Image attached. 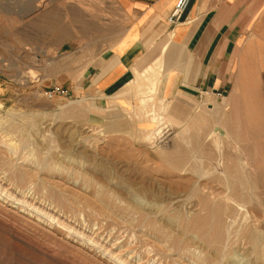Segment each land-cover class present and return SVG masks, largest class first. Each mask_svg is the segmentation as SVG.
<instances>
[{"label": "rangeland", "instance_id": "obj_1", "mask_svg": "<svg viewBox=\"0 0 264 264\" xmlns=\"http://www.w3.org/2000/svg\"><path fill=\"white\" fill-rule=\"evenodd\" d=\"M95 1L85 6L98 5ZM28 7L24 1L0 0V158L29 175L24 187L0 171V183L32 200L33 207L54 208L114 255L78 242L57 219L49 224L18 217L5 200H0V219L7 226L0 227L58 250L64 264H117L116 257L128 264H264V136L258 116H246L244 109L228 114L227 106L206 99L190 116H180L176 101L161 92L141 105L131 87L132 71L106 103L76 93L99 53L116 40H90L103 29L30 28L28 19L19 17ZM72 35L86 40H65ZM48 55L55 56L54 64L46 61ZM57 88L70 94H53ZM165 106L161 131L151 135L147 121ZM216 127L222 134L219 147ZM184 153L178 168L175 161ZM213 208L222 209L220 246L204 236ZM5 237L0 229V264H51L13 257L17 247Z\"/></svg>", "mask_w": 264, "mask_h": 264}, {"label": "crops", "instance_id": "obj_2", "mask_svg": "<svg viewBox=\"0 0 264 264\" xmlns=\"http://www.w3.org/2000/svg\"><path fill=\"white\" fill-rule=\"evenodd\" d=\"M23 1L29 7L19 17L30 28L103 29L90 40H116L99 53L76 93L106 103L134 68L159 56L162 41L172 35L184 62L163 78L160 92L176 101L175 113L190 116L204 99L217 101L228 114L244 109L246 116L257 115L264 136V0H189L173 27L167 20L178 0H92L99 3L89 7L90 0Z\"/></svg>", "mask_w": 264, "mask_h": 264}, {"label": "bare ground", "instance_id": "obj_3", "mask_svg": "<svg viewBox=\"0 0 264 264\" xmlns=\"http://www.w3.org/2000/svg\"><path fill=\"white\" fill-rule=\"evenodd\" d=\"M70 2V1H69ZM99 3V2H97ZM91 4V3H90ZM38 5V4H37ZM98 10V9H96ZM84 14V13H83ZM67 16V14H66ZM95 17V16H94ZM167 39V38H166ZM178 41V40H177ZM179 42V41H178ZM171 45H173V48H171ZM140 47V46H139ZM141 48V47H140ZM137 53V52H135ZM98 54V53H97ZM131 54V53H130ZM183 50L180 49V47H178L176 45V43L174 42V40H172V35H169L168 40L162 45L161 47V51L159 56L156 57V59L152 62V63H147V62H142L137 68H134L132 70V74L134 76V83L133 86L134 87V93L135 95H138L141 101V105H147L149 103L150 100H152L153 102L156 99V96L158 95V93L160 92L161 89V85L163 83V78L165 77L166 74H168L169 70L171 69L172 64L175 61H179L178 59H181V57L183 58ZM136 55V54H135ZM49 56V55H48ZM47 56L46 61L49 62L50 64H54V57L55 56ZM32 60V59H31ZM30 60V61H31ZM129 62V61H128ZM127 62V63H128ZM183 62V61H182ZM33 63V62H32ZM46 63V62H44ZM125 63V62H123ZM126 63V65H127ZM180 63V61H179ZM179 65V64H178ZM177 65V66H178ZM47 66V65H46ZM181 67V65L179 66ZM182 68V67H181ZM129 78V77H128ZM129 81V80H128ZM131 81V80H130ZM131 83V82H130ZM161 103L163 102L162 99ZM158 109V108H157ZM160 109V108H159ZM216 109L215 104H209L208 105V110H210L211 112H213ZM150 110V109H149ZM167 112V108L165 106V108H162V113L160 111V113H156L154 112L151 116V118L149 119L148 125L152 124V131L150 132L151 135H155L157 136V132L161 131V125H163L164 120H166L165 117V113ZM13 113V112H12ZM201 121V120H200ZM153 124L157 125L153 128ZM145 126L146 127H148ZM151 126V125H150ZM220 127H216V129L213 131V134H216V137L218 138L219 141H217L218 143V147L219 144H221V138H222V134L220 133ZM22 132V131H20ZM150 135V136H151ZM155 137V136H154ZM152 138V137H151ZM26 139V138H25ZM24 140V139H23ZM89 140V139H88ZM91 141V140H90ZM19 142V141H18ZM9 145V144H8ZM13 145V142L12 144ZM11 147V146H9ZM91 147V146H90ZM97 147V146H96ZM96 149V148H95ZM94 149V150H95ZM17 152V151H16ZM187 157V154L185 155V153L179 157L178 159H176L175 161V165L179 168L182 166V164L184 163L185 159ZM246 161V160H244ZM246 164V163H245ZM16 166V165H15ZM15 166L8 162L5 163V161H3L0 158V171L2 172L1 174L6 175L8 181L11 183L12 181L15 182V184L20 185V184H27L29 175L25 174L24 172H22V170H18L15 168ZM28 166V165H27ZM185 166V165H184ZM236 167V166H235ZM249 167V166H248ZM182 169V168H181ZM2 176V175H1ZM6 179V180H7ZM38 179V178H37ZM1 180V178H0ZM30 181V180H29ZM45 181V180H44ZM1 182V181H0ZM31 182V181H30ZM35 182V181H34ZM33 182V183H34ZM6 183V182H5ZM40 185V184H39ZM16 186V185H15ZM24 186V185H23ZM26 186V185H25ZM24 186V187H25ZM30 186V185H27ZM9 187V186H8ZM38 187V186H37ZM12 188V187H11ZM16 188V187H15ZM35 188V187H34ZM41 188V187H40ZM35 190V189H34ZM43 191V190H42ZM50 191V190H46ZM18 192V190H17ZM45 194H48L46 193ZM52 192V191H50ZM54 192V191H53ZM55 193V192H54ZM25 195V194H24ZM55 195V194H54ZM57 195V194H56ZM41 196V195H39ZM49 198V194L47 195ZM44 197V198H47ZM52 196V195H51ZM50 196V199H52V197ZM59 196V194H58ZM56 197V199L58 198L59 200L60 197ZM62 196V195H61ZM35 197V196H34ZM43 196H41L42 198ZM10 198L12 200H10ZM42 198V199H44ZM55 199V198H54ZM66 200V198H64ZM0 200L1 201H6L7 203H11L12 207L10 209V207H7L9 209V211H11L12 213L16 214L18 217L25 219V220H31L32 218L35 219L37 222H47L49 224H52L50 222L51 220L57 219L58 222L60 223V225H62V227H66L68 230L72 231V233L70 232V236L74 237L75 239H77L78 242H82V243H87L88 245H94L97 246V249H100V252L103 253V256H110L112 257L114 254H107L109 252V250L103 246V245H99V242L92 238V236H90V234H85L84 231H80L77 227L73 226L72 224H68L66 223L64 220H62V218H60V216H58V213L54 211V208L51 209L49 206L45 207L44 204L43 206H37V207H33V202L32 200L25 198V197H21L19 194H17L13 189H8L5 188L4 185H2L0 183ZM53 200V199H52ZM42 201V200H41ZM40 202V201H39ZM48 202V199H47ZM52 202V201H51ZM206 203V201H204ZM59 203V201H58ZM64 204V202H62ZM1 204V203H0ZM53 204V203H52ZM71 204V203H70ZM66 205V204H65ZM205 206V205H204ZM208 206V205H207ZM52 207V206H51ZM60 208V206H58ZM5 208V207H4ZM14 208H18L21 209V211L16 212L15 210H12ZM56 208V206H55ZM61 209V208H60ZM214 210L211 211V213L209 212L211 219L210 222L208 223L207 220L205 221V224L207 225V223L209 224L208 230L207 232L204 234L206 240L214 246H220L221 242H222V224H221V216H222V209L220 208H213ZM207 210V208H206ZM61 211V210H60ZM62 212V211H61ZM60 212V213H61ZM21 213H23V215H20ZM81 213V212H80ZM79 213V214H80ZM208 213V211H207ZM9 214V213H8ZM2 215L3 218V213L0 211V216ZM65 216V215H64ZM67 216V215H66ZM65 216V217H66ZM207 216V214H206ZM205 216V217H206ZM208 217V216H207ZM206 217V219H207ZM208 217V218H209ZM75 218V217H74ZM81 218V217H80ZM64 219V218H63ZM197 220V226L195 223V226L198 228V224L201 223V221L199 222L198 220L200 219H196ZM32 221V220H31ZM84 221V220H83ZM34 222V221H33ZM35 222V223H37ZM100 222V221H99ZM207 222V223H206ZM24 223V222H23ZM0 224L6 225V222H4L2 219H0ZM28 224V223H27ZM34 224V223H33ZM41 224V223H40ZM37 225V224H35ZM75 225V224H74ZM86 225V224H85ZM201 225V224H200ZM202 225H204V223H202ZM43 226V225H42ZM94 226V225H93ZM194 226V225H193ZM40 227V226H38ZM43 232H48V230H46L45 228L40 227ZM193 228V227H192ZM202 228V226L200 227ZM203 228H205V226H203ZM0 229L2 230L3 233H5L6 235V239L8 242L13 243L17 248H15L16 250L14 252H11L13 254V257H23L25 258L24 260H31V258H36L39 262H48L51 264H64L62 262V260H59L58 256L59 253L57 252L58 250L54 251L53 249L47 248L43 245H41L40 243L31 240L30 238L26 237V235H23L22 233L19 232H10L9 230H4L0 227ZM65 229V228H64ZM86 230V229H85ZM199 230V229H197ZM24 231V230H23ZM29 232V231H28ZM50 232V231H49ZM200 233H202L200 231ZM28 234V233H27ZM34 234V233H32ZM53 234V233H52ZM93 234V233H92ZM91 234V235H92ZM203 235V234H202ZM55 236V235H54ZM58 238V237H57ZM61 239V238H60ZM39 240V239H38ZM37 240V241H38ZM67 241V240H66ZM65 241V243H66ZM76 241V242H77ZM46 242V241H45ZM69 243V242H67ZM71 243H69L68 245H70ZM101 244V243H100ZM3 245V244H2ZM72 245V244H71ZM74 245V244H73ZM72 245V246H73ZM57 246V245H56ZM70 247V246H69ZM74 248L76 246H73ZM114 248V246H112ZM13 249V248H12ZM60 249H63L62 246H60L59 248V252ZM76 249V248H75ZM78 249V248H77ZM80 251V249H78ZM95 251V250H94ZM98 251V250H97ZM65 252V251H64ZM81 252V251H80ZM83 254L84 251L82 250ZM10 253V252H9ZM62 253V252H60ZM87 253V252H86ZM69 254V253H68ZM72 255V254H71ZM86 255V254H85ZM98 259V258H97ZM10 260V259H9ZM117 264H128L124 261H122L121 258L116 257L115 260ZM29 262V261H28ZM96 262V261H95ZM100 262V261H99ZM98 262V263H99ZM4 263V262H3ZM16 264V263H15ZM34 264V263H33ZM102 264V262H101ZM104 264V263H103Z\"/></svg>", "mask_w": 264, "mask_h": 264}, {"label": "built area", "instance_id": "obj_4", "mask_svg": "<svg viewBox=\"0 0 264 264\" xmlns=\"http://www.w3.org/2000/svg\"><path fill=\"white\" fill-rule=\"evenodd\" d=\"M189 4V0H178L172 14L169 16L167 22L169 26H175L179 22L182 14L186 10L187 6ZM53 94H57L60 96H68L70 94L69 90H64L62 88H57L56 91L53 92ZM221 96V94H218Z\"/></svg>", "mask_w": 264, "mask_h": 264}]
</instances>
